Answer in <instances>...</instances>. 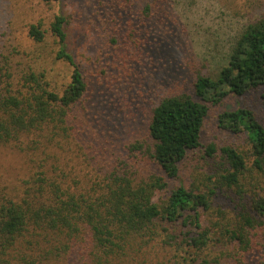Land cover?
I'll use <instances>...</instances> for the list:
<instances>
[{"label": "trees", "instance_id": "obj_1", "mask_svg": "<svg viewBox=\"0 0 264 264\" xmlns=\"http://www.w3.org/2000/svg\"><path fill=\"white\" fill-rule=\"evenodd\" d=\"M142 12L150 17L156 10L148 3ZM64 26V17L51 25L57 58L73 68L62 93L50 90L43 74H25L15 84L0 68V147L14 144L31 156L33 172L20 200L0 197V264H155L161 250L174 246L195 252L192 264H264V125L251 110L218 115L219 127L244 135L249 149L220 150L222 169L209 177L213 189L174 184L188 154L204 148L211 108L264 87V19L244 29L216 76L196 78L197 100L188 94L160 100L148 125L151 152L146 157V146L132 147L106 179L80 176L64 151V143L77 140L75 113L88 90ZM30 36L42 42L45 32L32 26ZM205 151L209 158L217 152ZM148 162L160 174L142 170Z\"/></svg>", "mask_w": 264, "mask_h": 264}, {"label": "rangeland", "instance_id": "obj_2", "mask_svg": "<svg viewBox=\"0 0 264 264\" xmlns=\"http://www.w3.org/2000/svg\"><path fill=\"white\" fill-rule=\"evenodd\" d=\"M148 3L154 16L142 12ZM57 17L65 19L68 50L88 84L84 104L75 113L77 140L64 143V151L71 165L82 170L80 176L99 173L106 179L117 167L116 158L130 157L132 147L146 146L142 155L148 156L152 109L169 94L197 100L196 78L216 76L227 66L244 29L264 19V0H0V68L14 76L15 84L31 72L45 75L49 89L58 93L71 82L73 68L57 58L59 39L51 33ZM32 26L45 32L42 42L30 36ZM263 94L264 87L231 95L211 108L202 131L204 148L188 154L175 185L215 187L209 177L222 169L220 150L249 149L244 135L219 127L218 115L246 108L264 125ZM209 146L217 151L214 158L205 156ZM29 157L14 144L0 147L1 198H22L24 181L33 173ZM126 162L124 169H129ZM149 164L142 170L160 174ZM213 202L222 203L220 194ZM203 220L204 227L210 226L207 216ZM173 248L161 250L154 263L192 264L196 259L192 250Z\"/></svg>", "mask_w": 264, "mask_h": 264}]
</instances>
